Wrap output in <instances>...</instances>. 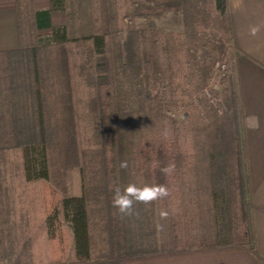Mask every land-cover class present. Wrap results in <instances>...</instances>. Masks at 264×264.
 <instances>
[{
    "label": "trees",
    "instance_id": "trees-1",
    "mask_svg": "<svg viewBox=\"0 0 264 264\" xmlns=\"http://www.w3.org/2000/svg\"><path fill=\"white\" fill-rule=\"evenodd\" d=\"M34 1H14L22 48L1 54L29 55L32 68L5 73L9 89L26 94L22 105L14 100L12 127L0 141V264H33L34 252L17 250L37 233L59 249L50 252L56 264L253 251L227 0H48L47 10H35ZM59 9L65 22L53 27ZM168 13L179 17L181 32L136 22ZM40 32L49 35L43 44ZM170 164L166 176L160 169ZM130 182L166 184L170 195L121 217L113 189Z\"/></svg>",
    "mask_w": 264,
    "mask_h": 264
},
{
    "label": "crops",
    "instance_id": "crops-1",
    "mask_svg": "<svg viewBox=\"0 0 264 264\" xmlns=\"http://www.w3.org/2000/svg\"><path fill=\"white\" fill-rule=\"evenodd\" d=\"M231 24L234 77L238 102L243 116L244 146L247 181L251 201V222L254 234V250L244 246L192 249L180 252H164L142 257L115 259L96 258L68 264H264V0H227ZM52 21V18H51ZM258 31L255 35L251 29ZM22 48L14 1H0V141L6 137V129L12 127V106L23 104L24 90L9 89L7 73L13 74V61L23 60L1 54L16 53ZM9 65V70L7 69ZM11 70V71H10ZM16 72V71H14ZM6 73V74H5ZM8 85V86H7ZM17 96V97H16ZM20 97V98H19ZM19 98V99H18ZM27 105V100L24 101ZM22 107V106H19ZM11 118V117H10ZM22 123V119L19 121ZM71 234V231L68 229ZM17 252H34L33 264H56L50 252L55 251L46 235L42 241L31 238ZM39 252L47 261H38ZM69 254H74L72 243Z\"/></svg>",
    "mask_w": 264,
    "mask_h": 264
},
{
    "label": "rangeland",
    "instance_id": "rangeland-1",
    "mask_svg": "<svg viewBox=\"0 0 264 264\" xmlns=\"http://www.w3.org/2000/svg\"><path fill=\"white\" fill-rule=\"evenodd\" d=\"M0 1H8V0H0ZM10 1H15V0H10ZM33 8L35 10H47V9H51V5H50L48 0H35L33 2ZM51 16H52V25H53V27H60V26H62L64 24V22H65L64 12L61 9L53 10L52 13H51ZM136 22L140 26L141 25H147L148 27L151 26L150 28L160 29V30H164V31H171V32H177V33L181 32V24H180L179 17L175 16V15H173L171 13L166 14L161 19L150 20V22L148 24L147 23L144 24V22H142V21H136ZM128 23L129 22H127V24ZM48 37H49V35L47 34V32H40V34H39L40 43L43 44L48 39ZM227 49L230 50L231 53L233 54L234 47H233L232 43L227 45ZM28 54H29V52H28ZM25 57H27L25 60H17V61L15 60V61H13V65H12L11 68L14 71H16L15 73L23 72V74H25L26 70H31V68H32L31 57L29 55H26ZM217 66L219 67V69L221 67H224L223 71L220 72L219 69L217 68ZM42 68L46 69L47 67L43 65ZM216 68L218 69V72L221 73V75L226 73V64L223 61V58H222L221 61L217 62ZM46 85L47 86L44 89V94H45V97H48V96L54 94V91H53L54 87L51 86L50 80L47 81ZM48 104L49 103H47L46 108L48 110L52 111V108H50V106ZM176 115L179 116L180 119L183 118L182 114L177 113ZM52 126H55V125L53 124ZM49 137H51V141L53 143H55V142L57 143V139H56L57 136H56L54 130L50 131ZM42 235L43 234L37 233L35 238H37V240H39V242H41L42 241L41 240L42 239ZM39 253H40V257L38 258V261H43V262L47 261L48 258L47 257L44 258L43 256H44V254L47 255L48 252H39ZM93 253H95V251L91 252L90 257H94L95 254L92 255Z\"/></svg>",
    "mask_w": 264,
    "mask_h": 264
},
{
    "label": "clouds",
    "instance_id": "clouds-1",
    "mask_svg": "<svg viewBox=\"0 0 264 264\" xmlns=\"http://www.w3.org/2000/svg\"><path fill=\"white\" fill-rule=\"evenodd\" d=\"M258 29L252 28L253 35L256 34ZM121 169L128 168L127 160L120 162ZM174 170V165H168L160 169L164 175H170ZM170 195V190L166 184H143L128 183L123 187L117 185L113 189L111 204L121 217H132L138 215L135 205L144 204L151 205L155 201L163 200ZM169 213L166 210L159 211L160 219H167ZM162 228V225H158Z\"/></svg>",
    "mask_w": 264,
    "mask_h": 264
},
{
    "label": "built area",
    "instance_id": "built-area-1",
    "mask_svg": "<svg viewBox=\"0 0 264 264\" xmlns=\"http://www.w3.org/2000/svg\"><path fill=\"white\" fill-rule=\"evenodd\" d=\"M217 68L219 69L218 66H217ZM223 69H224V67H221V68L219 69V71L221 72V71H223Z\"/></svg>",
    "mask_w": 264,
    "mask_h": 264
}]
</instances>
